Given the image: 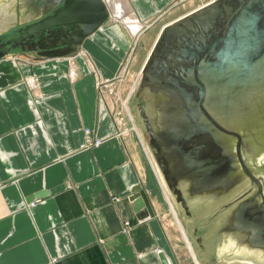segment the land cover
Wrapping results in <instances>:
<instances>
[{
	"label": "crops",
	"instance_id": "crops-1",
	"mask_svg": "<svg viewBox=\"0 0 264 264\" xmlns=\"http://www.w3.org/2000/svg\"><path fill=\"white\" fill-rule=\"evenodd\" d=\"M171 2L132 0L129 14L79 51L113 79L129 25ZM30 5L0 0V264H163L160 253L169 264H191L174 239L178 227L185 239L183 229L166 222L155 200L160 185L139 130L117 136L91 62L80 52L45 58L8 46L9 33L35 17ZM94 135L97 146H88ZM137 192L145 217L131 201Z\"/></svg>",
	"mask_w": 264,
	"mask_h": 264
},
{
	"label": "water",
	"instance_id": "water-1",
	"mask_svg": "<svg viewBox=\"0 0 264 264\" xmlns=\"http://www.w3.org/2000/svg\"><path fill=\"white\" fill-rule=\"evenodd\" d=\"M28 1L33 22L7 43L45 58L76 54L110 18L104 0ZM142 94L139 130L201 264L264 261V0H213L164 26ZM131 201L145 217L141 195Z\"/></svg>",
	"mask_w": 264,
	"mask_h": 264
},
{
	"label": "rangeland",
	"instance_id": "rangeland-1",
	"mask_svg": "<svg viewBox=\"0 0 264 264\" xmlns=\"http://www.w3.org/2000/svg\"><path fill=\"white\" fill-rule=\"evenodd\" d=\"M211 1L213 0H172V2L168 4V6H165L163 8L162 12H160L157 15H154L153 17L145 20L144 22L138 20L139 18H137L139 23L138 22L137 24L131 23V25H129L128 34H129L130 42L127 40V38H125V43L122 49L123 52L122 51L120 52L122 55L121 61L119 62L120 67L115 77L111 80L104 79L99 74L95 65L91 62L92 60L91 57L87 53L84 54V52L82 53L79 51L80 53L83 54V58L88 60L89 63L91 62L90 64L91 70L93 71L94 74H96V79H97L96 83H97V87L100 93L99 95L101 96L100 102L104 104V106L108 110V113L110 114V116H112L113 122L115 126L117 127V136H120V137L127 136L126 133L130 131L134 133V128L138 130L140 129L137 118H136V112H135L136 108L134 107V104L136 105L137 102L145 103L147 101V96L142 94L137 98L136 92L139 87L141 70L143 68V65L156 41V38L158 37L160 31L162 30V28L166 26L167 24L183 17L184 15L198 8H202V6L210 3ZM116 2H117V6H119L120 5L119 0L118 1L116 0ZM130 2H132V0H126L125 4L127 3L126 4L127 8H128V5H130ZM34 7H36V9ZM31 8L32 10H30V15L33 16L35 15V12H37V4L30 5V7H28V9H31ZM130 15L133 16L134 13L132 12L130 13ZM131 16L127 18L131 19ZM31 22L33 21L29 19L28 21L24 23H20L19 27L25 26L26 24H30ZM108 24H110V19L108 22L105 23L104 26H107ZM112 26L116 28L117 25H112ZM62 39L64 40L65 38L62 37ZM79 52H77L76 54H78ZM134 87H135V90L133 92ZM139 133L146 146V141L148 137L143 138L140 130H139ZM88 137H87V145L96 147L97 140H98L97 137L95 135L89 137L91 138V141L88 140L89 139ZM149 162L153 168V171L155 172L157 181L164 194L162 195V192H160L159 186L155 187L153 185V188H156L154 191L155 200L161 207L160 208L161 213H163L165 217L167 215L166 222H174L175 224H177V222L179 221L178 222L179 226L184 228V231L182 229L181 230L183 231L187 242L183 243L182 238L184 239V237L179 227H178V230H174L173 232L174 237H175L174 239L175 240H178V238L180 239V241H177L179 250L180 252L183 253L184 256L188 254L187 253V250H188L189 253L192 255V257L194 258L195 264H199L200 261L199 259L197 260L196 258L198 257V253L196 252L195 248L193 247L191 243L190 236L186 232V229L183 225V219L181 218L178 210L175 208L172 200L169 198L166 190L164 189L160 181V178L157 174V171L154 167V164L151 160V157H150ZM164 196L166 200L164 199ZM215 210H216V206L215 207L211 206V207L206 208L199 215L198 222H205L206 219L209 216H211ZM175 213H176L177 218L175 216ZM225 213L226 211L223 210L221 215L216 217V219L213 222H218L220 219H222ZM213 222L210 225H208L204 230H202L204 234L208 233V229L213 226ZM189 243L192 246V248H190ZM192 249H193V253L191 251ZM194 261L190 259V261L188 260V263L194 264L193 263ZM237 261L239 264H245L242 261L240 262L239 259ZM254 261L257 262L258 264H264V261H261L260 259L255 258Z\"/></svg>",
	"mask_w": 264,
	"mask_h": 264
},
{
	"label": "bare ground",
	"instance_id": "bare-ground-1",
	"mask_svg": "<svg viewBox=\"0 0 264 264\" xmlns=\"http://www.w3.org/2000/svg\"><path fill=\"white\" fill-rule=\"evenodd\" d=\"M107 1V5H108V7H110V9H111V11H112V14H110V18L109 19H112L113 21H118V20H122V18L123 17H125L127 14H128V12H129V8H127V7H125L124 6V4L122 3H120L121 1H119V3H120V5L119 6H117V2L115 1V0H106ZM106 4V3H105ZM127 4V3H126ZM106 5V6H107ZM123 7L121 10V13L122 14H120V7ZM108 7H107V9H108ZM119 7V8H118ZM108 11H109V9H108ZM132 11L130 10V13H131ZM110 13V12H109ZM123 17H122V16ZM121 16V17H120ZM126 19V18H125ZM126 23V22H125ZM124 23V24H125ZM139 23V22H138ZM139 25V24H138ZM103 28V27H102ZM101 28V29H102ZM135 28V27H134ZM136 28H138V27H136ZM128 31V30H127ZM132 32V31H131ZM133 33H134V31H133ZM91 37V36H90ZM150 54V53H149ZM149 56V55H148ZM146 62V61H145ZM145 64V63H144ZM144 66V65H143ZM141 72H142V70H141ZM136 86V85H135ZM134 90H135V87H134V89H133V92H134ZM133 94V93H132ZM128 108V107H127ZM147 147V146H146ZM148 149V148H147ZM147 152H149V151H147ZM149 156H150V153H149ZM152 160V159H151ZM154 164V163H153ZM156 169V168H155ZM157 171V170H156ZM158 174V173H157ZM159 176V175H158ZM159 178H160V176H159ZM160 181H161V183L163 184V182H162V179L160 178ZM164 187V186H163ZM165 189V188H164ZM168 194V193H167ZM168 196H169V194H168ZM170 198V197H169ZM173 209V208H172ZM175 216H176V213H175ZM176 218H177V216H176ZM178 220V219H177ZM179 222V221H178ZM182 228V227H181ZM183 229V231H184V228H182ZM189 246H190V248H192V246L190 245V243H189ZM192 251V253H193V249L191 250Z\"/></svg>",
	"mask_w": 264,
	"mask_h": 264
}]
</instances>
